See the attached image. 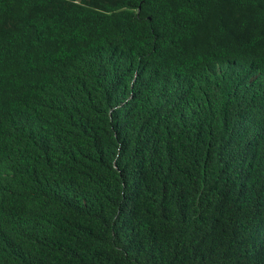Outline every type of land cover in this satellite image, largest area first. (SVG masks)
I'll return each mask as SVG.
<instances>
[{"label": "trees", "instance_id": "trees-1", "mask_svg": "<svg viewBox=\"0 0 264 264\" xmlns=\"http://www.w3.org/2000/svg\"><path fill=\"white\" fill-rule=\"evenodd\" d=\"M0 264H264V0H0Z\"/></svg>", "mask_w": 264, "mask_h": 264}]
</instances>
